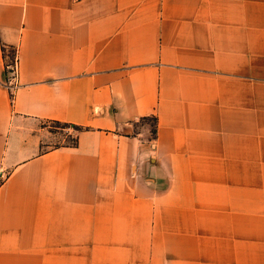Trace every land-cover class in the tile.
Masks as SVG:
<instances>
[{
  "label": "crops",
  "instance_id": "1",
  "mask_svg": "<svg viewBox=\"0 0 264 264\" xmlns=\"http://www.w3.org/2000/svg\"><path fill=\"white\" fill-rule=\"evenodd\" d=\"M0 264H264V0H0Z\"/></svg>",
  "mask_w": 264,
  "mask_h": 264
},
{
  "label": "rangeland",
  "instance_id": "2",
  "mask_svg": "<svg viewBox=\"0 0 264 264\" xmlns=\"http://www.w3.org/2000/svg\"><path fill=\"white\" fill-rule=\"evenodd\" d=\"M52 128L55 132V137L53 138L52 144H66L73 143L76 140V127L59 122H51Z\"/></svg>",
  "mask_w": 264,
  "mask_h": 264
},
{
  "label": "built area",
  "instance_id": "3",
  "mask_svg": "<svg viewBox=\"0 0 264 264\" xmlns=\"http://www.w3.org/2000/svg\"><path fill=\"white\" fill-rule=\"evenodd\" d=\"M6 70H7V84L9 85L11 92L18 85V53L17 50H12L11 53L5 54Z\"/></svg>",
  "mask_w": 264,
  "mask_h": 264
},
{
  "label": "trees",
  "instance_id": "4",
  "mask_svg": "<svg viewBox=\"0 0 264 264\" xmlns=\"http://www.w3.org/2000/svg\"><path fill=\"white\" fill-rule=\"evenodd\" d=\"M76 128H80V127H76Z\"/></svg>",
  "mask_w": 264,
  "mask_h": 264
}]
</instances>
